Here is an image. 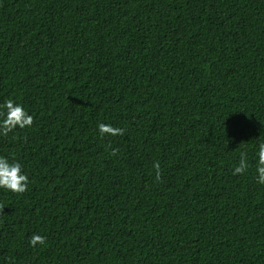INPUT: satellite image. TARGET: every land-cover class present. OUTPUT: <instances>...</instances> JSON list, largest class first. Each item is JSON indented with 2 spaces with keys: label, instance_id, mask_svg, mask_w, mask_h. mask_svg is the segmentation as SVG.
<instances>
[{
  "label": "trees",
  "instance_id": "trees-1",
  "mask_svg": "<svg viewBox=\"0 0 264 264\" xmlns=\"http://www.w3.org/2000/svg\"><path fill=\"white\" fill-rule=\"evenodd\" d=\"M8 99L0 264H264V0H0Z\"/></svg>",
  "mask_w": 264,
  "mask_h": 264
},
{
  "label": "clouds",
  "instance_id": "clouds-1",
  "mask_svg": "<svg viewBox=\"0 0 264 264\" xmlns=\"http://www.w3.org/2000/svg\"><path fill=\"white\" fill-rule=\"evenodd\" d=\"M5 111L0 112V134L7 136L9 132L19 127L24 129L25 127H31L34 123L33 116L29 115L21 104L15 103L12 99H8L3 105ZM99 134L103 137L104 135L118 136L124 134V129L119 127H113L109 124L99 123L98 124ZM116 149H113L111 155H117ZM258 161L256 172L257 183L264 185V142L258 145ZM156 172V180L161 179V170L159 162L153 165ZM249 167L247 161V154L242 152L240 155V161L238 166L233 170V175L243 174ZM29 178L22 172V166L18 162H10L5 157H0V188L11 191L17 194H23L28 190ZM45 237L33 234L30 237V246L35 247L38 244L45 243Z\"/></svg>",
  "mask_w": 264,
  "mask_h": 264
}]
</instances>
